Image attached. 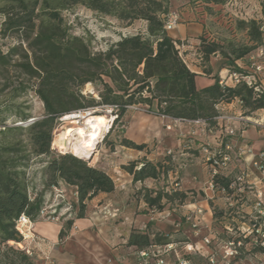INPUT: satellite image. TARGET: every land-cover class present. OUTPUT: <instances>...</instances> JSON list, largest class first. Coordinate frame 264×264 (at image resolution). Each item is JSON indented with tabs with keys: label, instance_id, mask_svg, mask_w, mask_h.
Returning <instances> with one entry per match:
<instances>
[{
	"label": "trees",
	"instance_id": "16d2710c",
	"mask_svg": "<svg viewBox=\"0 0 264 264\" xmlns=\"http://www.w3.org/2000/svg\"><path fill=\"white\" fill-rule=\"evenodd\" d=\"M222 4L225 0H204ZM16 5L4 11V33L16 34L23 43L0 48V69L13 68L20 91L25 92L26 81L35 80L33 92L43 105V115L30 121L29 113L19 109L15 115L19 122L9 125L0 120V264H31L22 251L8 246L19 244L22 236L16 230V222L22 216L35 219L42 206L41 195L31 199L28 194L26 168L31 158L50 157L44 168L46 188H54L59 182L73 187L77 198L75 219L85 216L87 203L100 194L115 190V182L103 170L90 166L79 154H53L52 133L58 119L75 112H85L92 107H109L115 122L122 118L131 106L145 105L146 112L176 121H203L207 128L216 125L217 106L236 99L243 102L244 114L264 109V92L254 93L245 84L221 87L219 77H213L211 86L197 89L196 74L185 64L179 46L180 40L171 38L165 31V18L171 14L169 0H15ZM83 6L98 14L115 18L127 26L135 21L146 23V33L121 37L104 51H93L89 42L72 35L64 22L61 11ZM250 35L254 45L233 48V58L223 51L219 43L200 36L199 58L207 63L211 56L227 59L229 67L248 55L259 45L262 35L255 20L240 22ZM25 44V45H23ZM205 72H208L207 70ZM86 85L100 87L98 97L84 95ZM27 86V87H26ZM114 118V117H113ZM122 147L143 151L145 144L123 138ZM170 157L152 163L146 158L130 162L121 169L132 178V185L141 183L136 191L138 203L144 204L141 213L149 215L163 212L167 205H182L188 199L187 192L156 189L143 185L147 179L165 180L174 169L169 166ZM216 187L229 191L231 177L216 175L212 178ZM230 192V191H229ZM73 220L67 221L59 231L61 240L70 229ZM153 223L145 229H131L126 245L136 253L152 246L171 243L167 237L152 230ZM7 252L15 257L10 258Z\"/></svg>",
	"mask_w": 264,
	"mask_h": 264
},
{
	"label": "rangeland",
	"instance_id": "374dc122",
	"mask_svg": "<svg viewBox=\"0 0 264 264\" xmlns=\"http://www.w3.org/2000/svg\"><path fill=\"white\" fill-rule=\"evenodd\" d=\"M13 5H16L15 0H0V48L5 53L9 47L23 43L22 39L16 34L3 32V22L5 21L4 11ZM169 11L171 14L177 15L178 20L181 18V13L186 15L187 13L191 14L193 12L199 16L198 18L203 26L201 36L206 40L219 43L223 47V51L228 53L229 59H232L234 56L231 51L233 48L254 45L248 31L240 25V22L247 23L250 20H255L259 28L264 27V0H225L222 4L206 3L204 0H169ZM61 15L69 27V32L89 42L93 51H104L121 37L140 33L144 29L142 21H135L130 26H127L115 18L98 14L83 6H75L62 10ZM261 35L262 39L260 43L264 40V32L261 31ZM255 49L250 53L254 52ZM249 54L238 60L241 65H247ZM228 66L230 65L228 64ZM236 67V65H233L229 68L237 69ZM21 80L22 78H18L15 69L9 67L0 69V120L6 119L5 122L9 125L15 126L16 124L14 122L20 121L19 117L15 115L18 109L21 112L29 113L30 121L40 118L44 113L41 101L33 92L32 87L35 85V80L25 82L29 86L25 92L20 91L19 83ZM205 81H207L205 78L199 76L196 78L198 87L204 86L206 84ZM99 90L100 87L96 85H86L83 88V94L92 95V97L97 99ZM147 109L145 105L131 106L127 109L124 116L116 122L114 120L116 116H114V112L109 107L97 106L85 112H75L78 115L87 113L89 116L95 117L103 122H110V128L103 134L100 141L94 145L90 155L82 152L79 155L90 166L106 172L115 182V190L109 195H98L91 200L93 201L91 203L89 201L85 216L88 214L90 216L108 215L111 218L110 216L115 213L113 209H115L117 210L118 220H122H117L118 222L115 224L119 226L121 230H118L122 234L127 233L134 218H139L135 216L142 214L141 211L144 206H140L138 203L139 195L136 194L138 189L131 184L130 175L121 169L123 165H128L130 162L140 161L141 159L133 160V157L122 148L120 141L126 137L130 125L138 121L147 123L149 129L156 132L167 130L166 121H161L162 117L148 114L146 112ZM224 115L230 116L229 113H224ZM64 117L58 119L57 125L52 133L51 151L53 154H71L69 151L55 147V141L60 134L71 126H75L73 123L63 120ZM77 122L78 126H83L84 124V121L80 119H77ZM224 123L231 127H239L233 121ZM168 125L171 126L172 130H167L169 133L167 138L171 135L175 137L177 134L179 135V132L174 134L175 131L172 124L169 123ZM199 127L201 129L198 132L199 137L197 136L199 140H194L196 144H199V148L196 150L199 153L197 152L196 164L192 168L186 166L190 164L187 163L189 158L186 159L183 157V160L182 158L181 160L179 159V148L172 149L173 151L170 152L163 151L162 153L164 155L159 156L161 151L156 150L160 147V143L156 142V140L149 143L146 153L151 154L153 152V163H157L155 161L159 162L160 160L158 159L163 160L170 157L172 162L169 166L178 171L177 178L173 176L172 178L163 180V184L159 188L162 186H166L168 189L177 188L175 183H179L180 176L184 174V169L191 170L192 175L196 177L197 181L205 184V187H208L212 166L211 162L207 161L208 154L204 153L202 148H207L212 151L215 145L209 139L212 138L214 128H219L216 126L206 130L200 125ZM250 128L258 131L264 130V128L252 126L247 128V130ZM224 136H219V143L231 142L234 150L232 153L233 157H235V151L244 144H247L253 149L249 142L245 140L244 133L242 135L236 133L231 138ZM52 156L31 158L29 166L26 168L29 197L34 199L36 195H41V211H45L44 217L39 213L35 219H30V231H23L25 237L19 233L22 236L21 243H8L9 247L22 251L27 255L31 264H58L54 256L43 254L38 249V246L35 245L39 239L34 229L35 222L51 224L61 230L67 221L73 220V224L66 231V235L61 240L58 238L54 243L52 242L55 245L56 251H59V247L63 249L61 247L73 230L76 220H79L75 219L77 212L75 189L63 182H59L54 188H46L45 186L46 178L44 176V168ZM243 166L245 165L242 162L235 161L231 168L232 174L235 175L234 173L239 171ZM257 187L259 186L257 185ZM187 193L188 198L205 197V194L201 191L188 190ZM214 193L218 196L215 198L217 201H184L179 206H177V203H173L167 205L164 213L161 215L159 213L151 214L152 216L154 215L153 220H151L153 223L152 230L159 232L161 237H167L171 243H175L173 245H178L179 247H177L178 250L176 253L167 257V264H264V248L257 246L258 244L255 243L257 239L251 233L253 225L258 227V225L262 224L261 218H255V191L246 189L244 193L247 198L241 201L239 200V195L242 194L238 191L234 195L230 194L229 197L230 200L237 201H224L227 199L226 194ZM191 202H195L194 204L196 205L191 206ZM205 205H208L209 208ZM110 209L112 210L109 212ZM198 209L203 211L202 215L198 216L196 214ZM89 215L88 217H90ZM122 222H124L123 225H121ZM115 224L114 226L117 227ZM136 224L140 225V223ZM194 224L196 227H194ZM92 228V233L94 230L93 234L96 235L95 233H98L97 229L95 227ZM118 238L117 241L122 239L123 236L121 237L119 235ZM205 238L209 240L208 244H205ZM85 240L93 241L89 237H85ZM96 240L100 241L101 239L97 238ZM229 242H235L234 244L237 248V253L233 256H230L229 252L226 253L228 251L227 243ZM238 243H240L239 246ZM116 245L115 247H117ZM115 247H110V250H114ZM0 251L3 253L5 248L1 246ZM7 253L10 258L15 257V254L12 252ZM118 255L124 256L126 259H129V257L133 258V260L123 261V264H144L143 260L138 257V253L137 257L139 261L135 260L131 250L128 251L125 249V252L119 253ZM100 256L102 257V255ZM115 257L114 259H117ZM61 262L59 260V264H62ZM149 263L154 264L155 262L154 260H150Z\"/></svg>",
	"mask_w": 264,
	"mask_h": 264
},
{
	"label": "crops",
	"instance_id": "0c3cea01",
	"mask_svg": "<svg viewBox=\"0 0 264 264\" xmlns=\"http://www.w3.org/2000/svg\"><path fill=\"white\" fill-rule=\"evenodd\" d=\"M196 16L197 15L193 12L191 14L187 13L186 15L184 13H181V18L178 20L177 26L172 31L168 32V35L173 39L180 40L181 42H183L179 52H181V56L187 67L190 69V71L197 75L196 78L199 76L207 80L205 81L206 84L204 86L198 87L195 78L196 88L202 89L204 87L211 86L214 83L213 77L219 76V74H221L222 76L225 75L229 66L227 64V59L219 55L211 56L207 63L200 60L199 52H198L199 50L198 38L202 34L203 26L200 23L201 21L198 18L199 16L197 17ZM143 27L144 29L140 33L145 34L146 33L145 22H143ZM206 70L208 72H205ZM217 109L219 113H223V114L224 113L225 114L229 113L230 115L243 114V110L236 104L235 101H232L231 103H222L217 106ZM161 119H162L161 121L163 122L166 121L165 123L166 125H168L169 123L172 124L175 131L174 134L179 132V135L177 134L176 137L171 135L167 138V135L169 134L167 130L156 132L153 131L152 129H149V125L147 123L138 121L130 125L129 129L127 130L125 138L135 142L136 144H145L147 145V148L149 147V143L151 141L156 140V142L160 143V147H158L156 150V151L158 150L161 151L159 153V156L164 155L162 153L163 151L170 152L173 151L172 149L179 148V154H180L179 159L181 160L182 158L183 160V157L186 159L189 158L187 163L190 164H187L186 166L192 168V166L196 164V160L198 156L197 152L199 153V151H196L199 148V144H196V142L194 141V140H199L198 132L201 131L199 125L195 124L192 121H176L169 118H161ZM214 127H216V125ZM219 136H220L219 129L214 128V133L211 136L212 138L209 140L212 141L215 146H217L219 144V140H218ZM244 138L253 147L254 151L257 152L264 149V130L258 131L254 128H250L244 132ZM122 148L130 156L133 157V160H137L138 158L140 159L146 158L148 161L153 163L152 160L153 152H151V154H147L146 149L143 151H136L125 147ZM158 160H160L159 162L163 161L161 159ZM186 166L183 167L185 168ZM183 172L184 174L180 176L181 179L179 183H175V186L177 188L174 189L184 192H187L188 190H195L196 192L201 191L205 194V197L203 198L191 197L188 198V200L186 201H217V199L215 198L218 196L215 195V193L212 192L208 187H205L204 186L205 184L197 181L196 177L192 175L191 170L184 169ZM173 176L174 177L176 176V178L178 177V171L175 169L174 171L170 172L168 178H172ZM130 180L132 182L131 176H130ZM162 181L163 180L161 179L160 180L147 179L144 181L143 185L148 188L156 189L163 184ZM141 185H142L141 183H136L134 187L138 189L140 188ZM101 195H109V194H101ZM239 196H240L239 199L240 201L244 198H247L246 194H242ZM224 201H237V200L226 199ZM91 202L93 201H90V203ZM194 203L195 202L193 203L191 202V206L196 205ZM109 204L111 205L110 202ZM139 205L144 206L142 202H139ZM205 206L208 207V205ZM111 210L112 209H110L109 212ZM113 211L115 213L114 215L110 216L111 218H109L108 215L90 216L88 214L90 217L86 215L83 219L81 218L79 220H76L73 226V230L71 231L69 237L66 239L63 246L61 247L63 249H60L59 247L58 248L59 251H56L55 245L53 243L55 240L58 239V234L60 229L59 228L57 229L56 226L51 224L35 222L34 229L39 236L38 242L35 245L38 246V249L41 250L43 254L54 256L58 264H59V260L62 261L61 262L62 264H118V263L123 264L126 260H133L132 257L126 259L124 256L122 257L118 255L119 253L125 252V249L128 251L131 250L133 252V257L135 258V260L139 261L135 249L133 247H128L126 245L127 238L131 229H138V230L145 229L146 223L153 220L154 215L152 216L151 214L149 215L141 214L135 216L139 218L137 219L134 218V221L130 226V228H128L127 233L122 234L119 232V230H121L119 229V226L115 224L118 221H122V220L121 219L118 220L117 210L113 209ZM164 211L159 214L161 215L162 213H164ZM136 223H140V225ZM105 224L108 225L106 226ZM114 224L117 225V227L114 226ZM123 224L124 222L121 223V225ZM92 227H95V229H97L98 233H95L96 235L93 234L94 230L92 233L91 231ZM85 228L88 229L85 230ZM119 235H121V237L123 236V238L117 241L119 239L118 238ZM85 237H89L93 241L91 242L87 241L85 240ZM97 238H100L101 240L98 241L96 240ZM172 243L175 244L174 242ZM115 244H117L116 245L117 247H115ZM110 247L112 248L115 247V248L114 250H110ZM100 255H102V257ZM104 255L105 257H103ZM113 256L114 257L116 256L115 258L117 259H114Z\"/></svg>",
	"mask_w": 264,
	"mask_h": 264
},
{
	"label": "built area",
	"instance_id": "2783aa9c",
	"mask_svg": "<svg viewBox=\"0 0 264 264\" xmlns=\"http://www.w3.org/2000/svg\"><path fill=\"white\" fill-rule=\"evenodd\" d=\"M178 24L177 15L169 14L165 18L164 29L166 32L172 31ZM260 31L264 32V27L259 28ZM180 45L178 48H180ZM247 65H241L239 61L235 62L237 69L228 68L225 75L219 74V85L221 87H236L245 84L249 88H252L254 93L260 94L264 92V40L260 43L254 52L250 53L247 59ZM236 104L243 109V102L240 99L234 100ZM216 126H218L220 135L231 138L237 134H243L247 128L261 127L264 128V109L257 110L250 114L230 115L226 116L223 113H219L215 118ZM233 121L237 123L239 127H231L226 125L224 122ZM197 125L202 126L204 129H208L206 124L201 121H192ZM167 130L171 129L170 125L166 126ZM230 140V139H229ZM202 151L208 154L207 161L211 162V175L208 182V188L212 192H218L226 194L227 199H230V194L234 195L236 191L240 194H245L244 191L254 190L255 191V204L254 210L256 211L255 218H261V225L256 227L253 225L251 233L253 237L257 239L255 243L257 246L264 248V149L255 152L250 146L244 144L241 148L235 151V157L232 156L233 145L232 143L220 142L215 146L212 151L207 148H202ZM242 162L243 166L240 170L232 175L231 168L234 162ZM252 171V172H251ZM216 175H224L231 177L232 182L226 191L223 188L216 187L212 181V178ZM256 176V177H255ZM251 181V182H250ZM257 185L259 187H257ZM252 192V191H250ZM203 211L198 209L196 214L202 215ZM40 215L44 217L45 211H40ZM202 217V216H201ZM189 220V218H188ZM31 226V220L22 215L16 222V230L23 236V231L29 232ZM194 227L196 225L194 224ZM205 244L209 243L207 238L204 239ZM235 242L227 243L228 251L230 256L237 253ZM240 243H238V246ZM177 245L168 243L163 246H152L145 251L138 253V257L143 260L144 264H150V260H154V264H167V257L172 253L177 252Z\"/></svg>",
	"mask_w": 264,
	"mask_h": 264
},
{
	"label": "bare ground",
	"instance_id": "6f19581e",
	"mask_svg": "<svg viewBox=\"0 0 264 264\" xmlns=\"http://www.w3.org/2000/svg\"><path fill=\"white\" fill-rule=\"evenodd\" d=\"M77 119L84 121L83 126H78ZM63 120L73 123L75 126H71L60 134L55 141V147L69 151L72 155L81 152L90 155L94 145L110 128V122H103L87 113L69 114Z\"/></svg>",
	"mask_w": 264,
	"mask_h": 264
}]
</instances>
